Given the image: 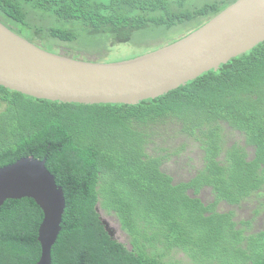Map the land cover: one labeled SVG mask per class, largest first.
Wrapping results in <instances>:
<instances>
[{"label":"trees","instance_id":"trees-1","mask_svg":"<svg viewBox=\"0 0 264 264\" xmlns=\"http://www.w3.org/2000/svg\"><path fill=\"white\" fill-rule=\"evenodd\" d=\"M236 1L191 8L188 0H0V20L21 25L20 31L10 28L22 35L39 10L52 11L70 26L35 27L45 46L57 47L52 39L76 41L83 33L108 34L116 46L146 31L158 43L153 51ZM177 26L183 33L171 35ZM63 51L111 61L104 51L95 59ZM231 129L243 132L255 150L251 156L242 141L229 143ZM195 143L200 152L193 175L176 180L166 163ZM28 156L47 159L67 200L54 264H264V224H255L264 212V41L139 104L54 101L0 85V168ZM205 187L214 200L202 199ZM253 198V219L236 220L234 210H219L222 202ZM106 214L118 219L128 242L110 235ZM43 219L32 198L0 207V264L39 261Z\"/></svg>","mask_w":264,"mask_h":264},{"label":"water","instance_id":"water-1","mask_svg":"<svg viewBox=\"0 0 264 264\" xmlns=\"http://www.w3.org/2000/svg\"><path fill=\"white\" fill-rule=\"evenodd\" d=\"M263 41L264 0H237L171 44L109 62L52 52L0 20V85L54 101L139 104L217 70ZM26 197L44 212L38 237L42 253L36 264H54L53 246L62 231L67 200L47 159L28 156L0 168V207L9 199ZM102 220L116 238L109 220Z\"/></svg>","mask_w":264,"mask_h":264},{"label":"rangeland","instance_id":"rangeland-1","mask_svg":"<svg viewBox=\"0 0 264 264\" xmlns=\"http://www.w3.org/2000/svg\"><path fill=\"white\" fill-rule=\"evenodd\" d=\"M217 0H188L187 7H198L202 6L206 3H212ZM33 24L32 28H25L23 27L22 35L34 41L36 44L40 46L43 45V36L37 37L36 28L35 27H42L44 30H47L51 27H60V28H67L70 25L67 24L66 21L58 19L52 11H41L39 10L37 14H35L31 19ZM10 27H14L16 30L20 31L22 28L21 25H17L14 22H9ZM182 27H174L171 29L170 34L179 36L183 33ZM84 35L81 36L78 40L73 42H65L57 39H52L50 43L57 45V47H51L47 45L45 47L52 52L61 53L64 52L63 48L71 49L74 51H83L81 55H85L90 59L96 58L97 52H107V60L116 61L121 59H126L132 57L134 55H138L141 53H146L152 51L153 47L158 45L157 42L152 41V39L147 35L146 31L138 32L135 37L133 38L132 42L129 43H121L117 44L116 46H112L111 39L108 34H98V35H88L83 33ZM44 47V48H45ZM46 48V49H47ZM57 48V49H56ZM89 60V59H87ZM238 138L237 134L228 133V141L232 142ZM182 141L181 138L177 139V142L180 143ZM200 150L197 144L195 143L193 146H189L188 149L183 153L182 156L176 157L171 161L166 163L165 169L170 174H172L176 180H186L191 177L196 169L197 165V157ZM202 199L205 202H210L213 199L212 194L209 190H204L201 194ZM256 202L248 203L247 207L241 208V210L237 211V216L239 218H248L251 215V209L255 208ZM233 207L229 204L223 203L220 205L219 210H232ZM264 213V212H263ZM262 213L261 217L256 221L257 226H262L264 224V214ZM106 218L109 220L111 227H113L116 231L117 237L124 242H128V235L127 233L121 228L118 219L115 216L107 215Z\"/></svg>","mask_w":264,"mask_h":264},{"label":"flooded vegetation","instance_id":"flooded-vegetation-1","mask_svg":"<svg viewBox=\"0 0 264 264\" xmlns=\"http://www.w3.org/2000/svg\"><path fill=\"white\" fill-rule=\"evenodd\" d=\"M230 133L237 134V135H238V138L235 139V140L232 141V142H229V143L232 144V143H234L235 141H238V140L242 141V145H246V146H247L248 154H249V156H251L255 150H254V148H253L252 146L247 145V142H246L245 139H244L243 132L240 131V130H232V129H231ZM227 139H228V135H227ZM228 140H229V139H228ZM204 190H209L210 193H211L212 196H213V199H212V200H214V195H213L212 189H211L210 187H205V188L202 189V192H203ZM202 192H201V194H202ZM201 194H200V195H201ZM250 202L255 203V202H257V199H254V198H253V199H249L248 201H246V202L244 201V202H242L241 204H233V205H231V204H229V203H226V204H229L230 206H232V207H233L232 210H234L235 213H236L237 211L241 210V208L247 207V206H248V203H250ZM223 203H225V202H222L221 204H223ZM221 204H220V205H221ZM220 205H219V207H220ZM255 207H256V206H255ZM254 210H255V208H252V209H251V215L248 217V219H249V218H250V219H253V218L255 217V211H254ZM221 211H222V210H221ZM224 211H225V210H224ZM263 214H264V213H263ZM261 215H262V214H261ZM261 215L258 216L257 219H259V218L261 217ZM242 219H246V218H239V217L237 216V213H236V220H242ZM255 224H256V222H255Z\"/></svg>","mask_w":264,"mask_h":264}]
</instances>
